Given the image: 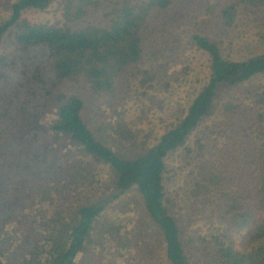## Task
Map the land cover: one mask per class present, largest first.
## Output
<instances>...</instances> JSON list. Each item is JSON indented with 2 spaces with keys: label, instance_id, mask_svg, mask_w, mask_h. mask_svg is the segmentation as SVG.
I'll list each match as a JSON object with an SVG mask.
<instances>
[{
  "label": "trees",
  "instance_id": "trees-1",
  "mask_svg": "<svg viewBox=\"0 0 264 264\" xmlns=\"http://www.w3.org/2000/svg\"><path fill=\"white\" fill-rule=\"evenodd\" d=\"M58 1L0 0L6 16L0 18V185L28 188L24 198L37 195L10 200L14 210V203L24 208L15 222L27 230L41 223L31 247L10 249L4 236L19 237L8 230L15 225L7 220L11 208L4 210L0 264H86L76 259L87 254L94 222L132 188L168 264H264V0H123L101 25L84 20L99 0H67L64 22L25 17ZM252 23L259 51L236 57ZM166 35L179 37L190 60L205 58L206 77L192 98L177 100L159 118L156 132L140 135L127 119L133 81L171 94L191 76L190 60L164 79L142 68L146 56L164 59L158 42ZM104 93L113 99L106 108L97 103ZM49 103L56 108L48 110ZM32 120L48 125L20 135L19 127ZM92 161L109 173L95 172ZM173 177H181L212 218L213 231L186 232L168 190ZM87 188L103 189L111 201L85 196ZM53 191L75 209L64 215L53 205L59 201ZM103 242L98 255L108 249ZM146 257L152 258L147 245L131 254L134 264Z\"/></svg>",
  "mask_w": 264,
  "mask_h": 264
},
{
  "label": "rangeland",
  "instance_id": "rangeland-1",
  "mask_svg": "<svg viewBox=\"0 0 264 264\" xmlns=\"http://www.w3.org/2000/svg\"><path fill=\"white\" fill-rule=\"evenodd\" d=\"M96 5L89 8L88 11L84 14V20L86 22H93L96 24H105L108 22L109 13L114 11L115 9H121L124 5L122 4L123 0H99ZM132 1V0H130ZM66 2V3H65ZM66 6L68 7L69 4L67 0H60L55 2L51 5V7L45 13H36V12H29L25 14V17L29 19L31 22H64L65 17L64 14L66 12ZM2 8V4L0 3V9ZM5 18V14L2 11L0 12V18ZM74 22L83 24L82 20H75ZM83 22V23H82ZM85 24V23H84ZM159 32V30H157ZM257 29L246 28L245 29V36L243 39V43L241 44L242 52H240L237 48L234 49V55L236 57H240L243 55L255 54L259 51L257 46L258 38L256 37ZM158 40L159 37H156ZM179 37L175 40L170 39L167 35L164 38L159 40L160 46L159 49L165 51L164 59L159 58L158 60L151 59L148 60L147 56L141 62L142 68L152 69L156 74L159 75L161 79L169 78L171 76V71L177 67L182 66L183 61L190 60L189 53L182 51ZM148 37L144 35V46L147 50H152V47L148 45ZM264 48V44L262 45ZM161 56V54H158ZM190 77L189 82L183 84L178 88L171 89V94L165 93L164 89L159 87L157 90H145L140 86L139 82H134L135 86H132V92L128 94L127 98V105L130 109L129 113L127 114V119H131L134 121L132 128L133 129H140V135H145L148 131L156 132L159 118L164 117V114L169 113L171 110L177 106V100L186 102L192 98L194 92L199 89L200 83L205 80L207 68L205 64V58L201 55H197L195 58L190 60ZM139 78V77H138ZM174 85V83L172 84ZM163 86V84H160ZM146 91V92H144ZM97 99L98 105L101 104V107H108L111 105L113 99H111L110 94L104 93L103 95H99ZM184 98V100L182 99ZM91 111L93 112L95 108L90 106ZM56 108L54 103H49V108L54 109ZM143 108V110L141 109ZM145 112L144 114L142 113ZM49 113H51L49 111ZM145 115V117H143ZM48 125V121L38 122L35 120L26 122L19 127L18 132L20 135L26 134L29 131H36L40 129H46ZM178 164V158H177ZM92 168L95 172L101 173L102 175L109 173L105 165L98 164L92 161ZM107 179V176L103 177ZM181 177H173L171 183L168 186V190L174 192V201H173V210L184 217L186 225L185 229L188 234L192 231L197 233H202L206 235L207 233L213 231V220L208 215L205 216L203 212L200 211V207L197 204V199L191 196V192L189 191V187L182 184L180 181ZM13 188H17L14 186ZM61 187L58 186V190ZM28 189V188H25ZM25 189H20V191H13L11 188H6L4 185H0V217L4 218L3 213L4 210H8L10 207L9 222H15V219L20 214L19 210H23L24 208L20 206L17 209L19 204H15L16 209H13V202L10 199L17 198L21 202H26V199L29 197L32 199V196L36 198L37 195H32L31 193L23 197V193ZM24 191V192H23ZM85 192H91L89 195L93 198H106V202H110L111 199L109 198V194H100L103 192V189H83ZM64 193L58 192L55 193L54 191L51 193L53 197L58 198V202L54 203L53 205H59V210L64 215L68 213V210H74L76 203H71V200L64 201L62 195ZM44 198V197H43ZM54 201V199H53ZM8 204L6 207L5 204ZM64 205H62V204ZM53 207V206H52ZM26 211V210H25ZM26 213V212H25ZM48 214H45V218H47ZM54 217V216H52ZM19 218V217H18ZM51 221V220H50ZM44 223V222H42ZM208 223L210 225H208ZM41 223H38L37 220L31 222L28 225V230L25 229V222L20 223L18 221L15 222V225L8 228L9 233L17 234L19 237L18 242L16 240L12 241V237L10 235H5L4 240H6L9 244V248H12L14 243H18L21 245V249H26L31 247V243L34 242L36 237L33 236L35 231L41 227ZM20 233V234H19ZM129 234V236L127 235ZM125 237V238H124ZM104 240L102 245L108 247L107 250L101 249L99 251V255L96 252V249L100 246L101 240ZM38 240V239H37ZM38 241H36V244ZM17 247L19 248L20 246ZM25 245V247H23ZM148 246L152 248V258L146 257L144 259V263L142 264H168L165 256H164V244H162L161 236L154 225H152L146 213L143 211L142 202L138 191L135 188L125 192L122 194L118 200V202H112L109 205V209L103 213V215L97 219L93 224V230L91 232V240L87 244L86 251L87 254H81L77 259L76 262L80 260H86V264L91 263L93 264L101 263V264H134L131 259V254L134 250H137L143 246ZM7 246V245H6ZM7 246V247H8ZM197 246V244H196ZM194 248V247H193ZM9 251L7 252V255ZM127 257L123 261H119V258Z\"/></svg>",
  "mask_w": 264,
  "mask_h": 264
}]
</instances>
